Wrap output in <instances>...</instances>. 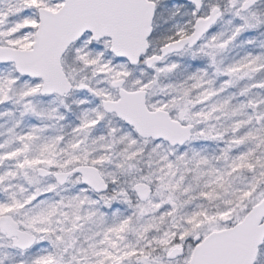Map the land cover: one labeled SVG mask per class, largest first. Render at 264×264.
<instances>
[{
  "label": "snow or ice",
  "instance_id": "1",
  "mask_svg": "<svg viewBox=\"0 0 264 264\" xmlns=\"http://www.w3.org/2000/svg\"><path fill=\"white\" fill-rule=\"evenodd\" d=\"M0 264H264V0H0Z\"/></svg>",
  "mask_w": 264,
  "mask_h": 264
}]
</instances>
